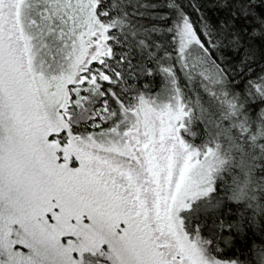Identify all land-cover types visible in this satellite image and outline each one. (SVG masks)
<instances>
[{"label": "snow or ice", "instance_id": "obj_1", "mask_svg": "<svg viewBox=\"0 0 264 264\" xmlns=\"http://www.w3.org/2000/svg\"><path fill=\"white\" fill-rule=\"evenodd\" d=\"M0 264H264V0H0Z\"/></svg>", "mask_w": 264, "mask_h": 264}, {"label": "trees", "instance_id": "obj_2", "mask_svg": "<svg viewBox=\"0 0 264 264\" xmlns=\"http://www.w3.org/2000/svg\"><path fill=\"white\" fill-rule=\"evenodd\" d=\"M256 236L259 237L260 234L257 232L256 233ZM256 243V241H254V244ZM242 245H243V242L242 241H238L237 242V245H236V248H235V252L237 255H244V256H248V252L247 251H243L242 252Z\"/></svg>", "mask_w": 264, "mask_h": 264}]
</instances>
